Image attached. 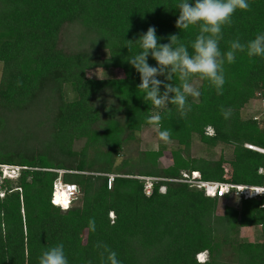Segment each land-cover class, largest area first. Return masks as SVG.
Here are the masks:
<instances>
[{"label": "trees", "instance_id": "1", "mask_svg": "<svg viewBox=\"0 0 264 264\" xmlns=\"http://www.w3.org/2000/svg\"><path fill=\"white\" fill-rule=\"evenodd\" d=\"M179 3L0 0V166L19 167L13 179L1 177L0 169V264H39L42 252L60 243L69 264H102L98 242L121 264H264V193L230 205L232 190L208 197L161 180L144 195L134 178L198 171L206 181L264 186V153L244 146L264 152V113L257 120L241 116L250 101H263L264 109V58L238 52L234 63L225 62L223 95L194 77L201 95L188 98L192 110L183 119L175 105L157 109L146 102L137 87L140 74L128 59L141 50L136 40L150 26L159 43L176 34L193 52L200 26L176 27ZM248 3L250 11L238 9L223 27L222 53L231 41L247 43L264 32V0ZM148 63L157 65L151 56ZM95 69L121 75L89 76ZM166 82L180 83L178 77ZM221 106L231 109L228 119ZM157 112L173 145L161 140L154 150L119 158L143 127L154 126L147 119ZM194 136L206 148L230 147V156L193 157ZM75 141H82L77 150ZM166 149L170 164L162 166ZM59 170L63 182L78 188L66 209L51 203ZM103 174L117 175L109 188ZM249 227L258 228L256 239H240ZM202 252L206 257L198 261Z\"/></svg>", "mask_w": 264, "mask_h": 264}, {"label": "clouds", "instance_id": "2", "mask_svg": "<svg viewBox=\"0 0 264 264\" xmlns=\"http://www.w3.org/2000/svg\"><path fill=\"white\" fill-rule=\"evenodd\" d=\"M177 8L179 9L177 28L187 30L193 25L200 26L199 34L191 44L193 52H189L188 47L176 34L169 36V43H159L155 27L150 26L136 40L139 41L141 50L131 56L128 62L140 74L141 82L137 87L144 93L143 99L151 102L157 109H166L170 104L175 105L179 117L183 119L192 110L188 98L192 97L195 100L201 95L199 86L193 78L198 77L199 80L209 81L217 95H223L226 83L225 62L234 63L238 52H246L249 57L264 58V32L258 33L247 43H241L237 38L230 42L229 50L222 53L219 47L223 37L222 29L225 25L232 24V17L238 9L251 10L248 0H194L193 3L189 0H180ZM149 56L155 59L156 66L148 63ZM160 76H164L165 80L158 79ZM174 77H178L179 85L166 82L173 81ZM161 85L164 88L163 92H161ZM220 111L225 119L231 116L230 108L221 106ZM162 119V115L157 112L148 117L147 123L156 126L160 140L168 142L172 133L167 129L160 130ZM57 206L60 207V205ZM89 227L95 231L94 220L89 221ZM94 247L102 249L100 251L102 264L105 262L121 264L117 253L108 245L98 242ZM39 264H69L64 245L60 243L44 250L39 257Z\"/></svg>", "mask_w": 264, "mask_h": 264}, {"label": "built area", "instance_id": "3", "mask_svg": "<svg viewBox=\"0 0 264 264\" xmlns=\"http://www.w3.org/2000/svg\"><path fill=\"white\" fill-rule=\"evenodd\" d=\"M264 113V112H263ZM247 148L260 151L255 149L256 147L246 144ZM263 152V151H260ZM1 177H15L17 175V171L19 167L16 166H6L1 165ZM57 176L52 182L51 185V202L54 205L57 204L55 199H64L67 204H70L75 197L78 195V188L75 184L65 183L61 179V174L63 171L59 170L56 171ZM106 177V187L109 188L111 182L114 177L117 175L115 174H103ZM135 179L140 180L142 182V190L144 195H149L152 189L153 183L161 180H168L178 183L187 184L189 186L195 187L196 189H200L203 191V194L208 197H222L225 194L229 193L232 190L233 195L237 198L247 199L251 197L258 196L264 193V186H251L245 184H231L228 182H215V181H206L202 180L198 171H180L179 177L174 179H164L159 177H152V176H134ZM164 190L163 186L159 187V191L162 192Z\"/></svg>", "mask_w": 264, "mask_h": 264}, {"label": "rangeland", "instance_id": "4", "mask_svg": "<svg viewBox=\"0 0 264 264\" xmlns=\"http://www.w3.org/2000/svg\"><path fill=\"white\" fill-rule=\"evenodd\" d=\"M89 76L92 77H96V78H102V77H108V76H112V75H116L119 76L121 75V72L119 70H113V71H102L101 69H95V70H91L88 72ZM197 82V81H196ZM198 84V82H197ZM263 101H258V100H254V101H250L248 104L245 105V107H243V109L241 110V116L248 117V116H254L259 119L260 117L263 116V112L264 109L261 107ZM205 132L207 134H211V129L208 127L205 129ZM161 142V140L158 139V137L156 136V127L155 126H145L143 127L137 134H136V139L133 141L128 142L124 147H123V154L121 157L122 158L124 156H133L136 154L137 151L139 150H154L158 147L159 143ZM82 144V141H75L73 144V149L77 150ZM165 146H167L169 148V146H172L173 143L170 142H164ZM244 146H246V144H244ZM168 149H166L163 152V156L159 159L160 163L162 166H167L170 164V156H169V152L167 151ZM230 150L231 148L228 146H224V145H217L214 149L213 148H206L204 145H202L198 139L194 136L192 138L191 141V155L193 157H198V156H209L212 155L213 153L217 154L220 152V154H222L225 158H228L230 156ZM225 170H227V172H229L228 166L227 164L223 165ZM229 198L226 201V204H230V205H236L238 202L237 197L234 195L229 194ZM77 196L75 197L74 200H76ZM222 201V200H220ZM111 216V215H110ZM258 232V228L257 227H249V228H245L242 229L240 231V239L243 240H247V241H251V240H255L256 239V235ZM206 257V253L202 252L199 253V255L196 256L197 260H203Z\"/></svg>", "mask_w": 264, "mask_h": 264}, {"label": "bare ground", "instance_id": "5", "mask_svg": "<svg viewBox=\"0 0 264 264\" xmlns=\"http://www.w3.org/2000/svg\"><path fill=\"white\" fill-rule=\"evenodd\" d=\"M255 149H257V148H255ZM258 150H260V149H258ZM260 151H262V150H260ZM56 200V199H55ZM63 201V202H62ZM59 204H61V206H63L64 207V204L66 203V201L64 200V199H59L58 201H57Z\"/></svg>", "mask_w": 264, "mask_h": 264}, {"label": "snow or ice", "instance_id": "6", "mask_svg": "<svg viewBox=\"0 0 264 264\" xmlns=\"http://www.w3.org/2000/svg\"><path fill=\"white\" fill-rule=\"evenodd\" d=\"M64 206H65V207H67V206H68V205H67V202L64 204Z\"/></svg>", "mask_w": 264, "mask_h": 264}, {"label": "water", "instance_id": "7", "mask_svg": "<svg viewBox=\"0 0 264 264\" xmlns=\"http://www.w3.org/2000/svg\"><path fill=\"white\" fill-rule=\"evenodd\" d=\"M262 153H264V152H262Z\"/></svg>", "mask_w": 264, "mask_h": 264}]
</instances>
